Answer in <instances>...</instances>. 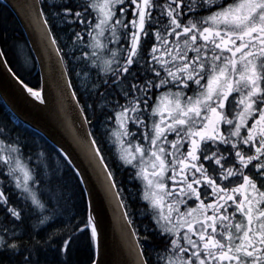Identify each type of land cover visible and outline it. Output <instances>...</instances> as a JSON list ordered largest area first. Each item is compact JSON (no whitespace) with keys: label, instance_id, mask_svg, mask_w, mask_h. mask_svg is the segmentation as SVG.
<instances>
[{"label":"snow or ice","instance_id":"6c2138e0","mask_svg":"<svg viewBox=\"0 0 264 264\" xmlns=\"http://www.w3.org/2000/svg\"><path fill=\"white\" fill-rule=\"evenodd\" d=\"M25 7L49 52L53 86L64 94L75 87L68 77L88 78L90 87L69 93L94 98L76 118L91 125L82 114L99 108L121 167L134 170L130 182L140 181L147 223L127 219L114 172L88 139L93 133L75 137L115 200L124 264H264V0H44L39 8L33 0ZM54 29L67 36L70 51L62 52ZM53 151L59 164L28 137L0 127V209L14 225L0 230V264L5 257L10 264H69L58 257L70 256L89 229L98 246L96 208L85 201L95 186L81 188L85 171L63 146ZM77 193L79 211L57 221ZM49 221L63 226L40 228H51Z\"/></svg>","mask_w":264,"mask_h":264},{"label":"water","instance_id":"95a60500","mask_svg":"<svg viewBox=\"0 0 264 264\" xmlns=\"http://www.w3.org/2000/svg\"><path fill=\"white\" fill-rule=\"evenodd\" d=\"M0 2L11 8L25 32L39 67L41 87L38 90H42L46 100L44 102L36 100L23 88L13 75L14 72L5 56L0 58V97L18 121L42 134L58 149L63 146L71 153V157L67 158L73 161V165L78 164L85 171L88 184H82L84 188L95 186L93 196L89 197L87 193L86 196L90 208L95 206L100 222L98 246L96 241V260L98 264H124L127 250L121 239L122 222L114 213L115 200L105 195L103 188L97 182L95 172L75 140V137L82 135L85 130L91 131L89 124H84L82 127L81 120L76 118L81 115L79 113L81 105L76 104L77 97L69 95L74 89H68L67 93L62 94L53 86L47 58L49 52L41 44L39 33L29 22V14L25 7L26 4L33 3V0H0ZM34 2L38 8L41 7V0ZM88 139L94 138L90 136Z\"/></svg>","mask_w":264,"mask_h":264},{"label":"trees","instance_id":"16d2710c","mask_svg":"<svg viewBox=\"0 0 264 264\" xmlns=\"http://www.w3.org/2000/svg\"><path fill=\"white\" fill-rule=\"evenodd\" d=\"M48 2L51 3L52 0H48ZM41 6H44V0H41ZM45 10L47 11V9ZM48 18L50 20V24L56 23L55 21H53L50 15ZM54 31L55 34L59 37V46L62 48V52L70 51V48L65 47V44L68 43L67 36H65L64 33H61V31L58 29H54ZM149 44L150 41L145 44V49L148 48ZM0 47L3 51H5V58L9 66L12 68L13 72L17 76H20L22 79H24L25 82H29V86L40 89L41 76L39 73V67L36 58L31 50L25 32L14 12L8 5L3 2H0ZM77 55H79V53H77ZM68 61L69 58L65 57V66H70ZM82 76L83 75H81V79L80 77L77 78L74 75L69 77V79H72L74 82L75 87L73 89L78 90L81 93L86 87L91 86L88 82V78H82ZM76 97L81 101V107H83L85 103H93L94 99H89L87 96L81 98L80 95H77ZM85 115H87L88 119L93 122L91 125H89L90 130L93 133V138L97 141V147L102 150L101 155L104 156L105 162L114 172L115 179L119 183V181L124 179V175L119 172L121 169V165L116 146L112 142L111 138L107 135L105 126L103 125L104 116L100 115L99 108L96 109L95 115L92 112H86ZM10 116L13 118L11 112L7 109L6 105L0 97V127H3L5 124H7L9 128L15 129L16 134H20L22 138L28 137L31 141L35 142V145L38 146V148H42L44 151L51 153L55 164L60 163L56 158V152L53 151V149H59L52 142H50L42 134L32 130L16 119H11ZM35 150L38 149H34V151ZM61 155H63V153H61ZM33 160H35V157H33ZM71 184H74V181L70 183V191ZM80 187L84 188L82 183ZM13 200H15V196H13ZM85 201L88 202L86 193ZM73 204H75L74 207ZM68 206L69 208L67 212H64L62 215L56 217L57 221L63 220L65 216L74 214L79 211L80 203L78 193L77 196L73 198V200L68 201ZM77 219H79L78 216ZM48 223L51 224V228H48L47 225H41L40 228L44 229L45 231H51L53 228L58 229L63 226L62 224L55 221H49ZM13 226L14 225L11 218L4 219V212L2 209H0V230H2L3 228H8L11 232ZM81 227H83V225H81ZM22 230L23 228L18 229L17 235H19L20 231ZM0 234H2V232H0ZM64 238L67 239V236H65ZM73 249L74 250L70 256L60 255L58 259H67L69 261V264H91V259H96V241L91 240L90 229L89 235L79 237L77 243L73 246ZM3 259L4 264H10L9 260L6 257ZM16 259H19V257H16ZM47 259L51 261L57 259V257L54 255V253H49Z\"/></svg>","mask_w":264,"mask_h":264},{"label":"flooded vegetation","instance_id":"af4514ba","mask_svg":"<svg viewBox=\"0 0 264 264\" xmlns=\"http://www.w3.org/2000/svg\"><path fill=\"white\" fill-rule=\"evenodd\" d=\"M152 42H154V40H150V44L148 48L151 47ZM10 118L13 119L11 116ZM119 172H121L124 175V179L119 181L118 185L119 188L122 190L121 198L125 199L127 205L125 210L130 214L128 218L147 223V221L143 220V214L145 213V209H146V202L141 200L137 195L138 189L140 188V181L139 180L131 181V182L129 181V176L134 175V170L126 167H121ZM135 226L136 225L134 224L133 227Z\"/></svg>","mask_w":264,"mask_h":264},{"label":"rangeland","instance_id":"374dc122","mask_svg":"<svg viewBox=\"0 0 264 264\" xmlns=\"http://www.w3.org/2000/svg\"><path fill=\"white\" fill-rule=\"evenodd\" d=\"M61 33H64V32H62L61 31ZM82 78H87L86 76H82ZM80 79H81V76H80ZM112 140V142L114 143V145H116V143L114 142V140L113 139H111ZM116 148L118 149V146L116 145ZM118 152H119V149H118ZM1 179H3L2 177H0Z\"/></svg>","mask_w":264,"mask_h":264}]
</instances>
